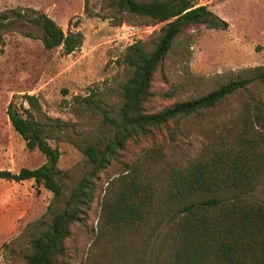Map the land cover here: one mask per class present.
I'll return each mask as SVG.
<instances>
[{"label":"rangeland","instance_id":"1","mask_svg":"<svg viewBox=\"0 0 264 264\" xmlns=\"http://www.w3.org/2000/svg\"><path fill=\"white\" fill-rule=\"evenodd\" d=\"M226 21L222 29L190 24L174 39L154 73L152 97L145 104L155 111L174 101L199 97L236 76H250L264 66V0H197ZM38 12L62 31H79L81 44L64 54L44 49L41 29L29 21ZM17 13H19L17 15ZM0 170L34 168L46 159L36 148L27 150L9 124L5 107H27L20 97L33 94L40 105L36 120L57 118L59 127L45 141L58 150L55 179L61 193L53 197L32 180L0 178V264H21L31 233L39 232L58 211L68 190L90 169L80 148L105 130L101 109L117 116L120 85L131 69L121 62L125 47L136 40L149 50L158 25H145L136 15L119 12L111 0H0ZM168 93V97L163 94ZM264 82L225 96L212 107L168 121L151 137L128 141L125 149L93 179L85 222L74 223L65 239L68 264H165L168 245L163 189L170 167H182L196 157L213 136L240 124L239 116L252 95L261 101ZM89 96L98 107L86 109L73 96ZM253 112V110H251ZM252 128L264 130L252 123ZM237 129V128H235ZM132 175L144 186L148 214L142 222L103 227L101 200L110 182ZM264 203L261 185L249 192Z\"/></svg>","mask_w":264,"mask_h":264},{"label":"trees","instance_id":"2","mask_svg":"<svg viewBox=\"0 0 264 264\" xmlns=\"http://www.w3.org/2000/svg\"><path fill=\"white\" fill-rule=\"evenodd\" d=\"M111 4L119 12L142 18L145 25L157 24V35L149 50L139 40L125 47L121 62L131 72L120 85L117 116L110 117L101 109L105 130L80 148L90 164L89 171L68 190L61 208L51 213L45 226L30 234L21 264H68L64 241L70 236L72 224L85 222L93 179L111 159L120 155L128 141L151 137L160 125L210 108L252 81L264 82V66L253 67L250 76H236L199 97L148 111L145 104L152 97L153 75L182 29L196 23L222 29L226 21L197 0H111ZM2 19L0 16V28L5 25ZM29 21L41 29L44 49L59 46L67 54L81 44L79 31H62L42 12L31 16ZM163 95L168 97V93ZM20 97L27 107H15L8 101L5 113L9 124L22 138L25 148H36L46 162L34 168L20 167L15 172L0 170V178L15 182L32 180L35 186L58 196L61 186L54 176L59 153L45 138L61 122L57 118H47L52 123L36 120L33 112L41 111L37 97L33 94ZM72 100L86 109L98 107L87 95H75ZM246 104L239 116L240 124L234 129L217 132L186 165L169 168L161 215L168 218L166 223L172 220L163 234L164 245L170 240L165 264H264V203L249 196L257 185H261L264 193V132L251 127L257 123L264 130V115L261 101L252 95ZM118 180L110 182L101 200L103 227L111 224L128 227L142 222L148 214L144 186L132 175L127 179L123 175Z\"/></svg>","mask_w":264,"mask_h":264}]
</instances>
